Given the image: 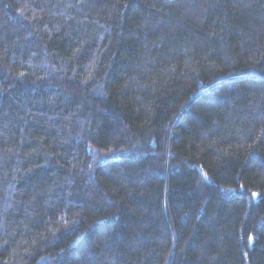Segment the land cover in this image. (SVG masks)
<instances>
[{
	"label": "trees",
	"instance_id": "16d2710c",
	"mask_svg": "<svg viewBox=\"0 0 264 264\" xmlns=\"http://www.w3.org/2000/svg\"><path fill=\"white\" fill-rule=\"evenodd\" d=\"M0 264H264V0H0Z\"/></svg>",
	"mask_w": 264,
	"mask_h": 264
},
{
	"label": "snow or ice",
	"instance_id": "6c2138e0",
	"mask_svg": "<svg viewBox=\"0 0 264 264\" xmlns=\"http://www.w3.org/2000/svg\"><path fill=\"white\" fill-rule=\"evenodd\" d=\"M256 194L255 193H253V196H255ZM249 239H251V237L249 238Z\"/></svg>",
	"mask_w": 264,
	"mask_h": 264
}]
</instances>
